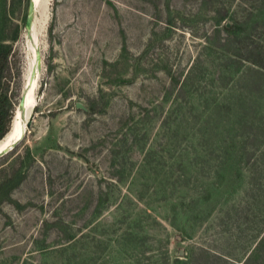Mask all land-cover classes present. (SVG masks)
I'll return each mask as SVG.
<instances>
[{
  "label": "rangeland",
  "instance_id": "1",
  "mask_svg": "<svg viewBox=\"0 0 264 264\" xmlns=\"http://www.w3.org/2000/svg\"><path fill=\"white\" fill-rule=\"evenodd\" d=\"M42 2L31 38L29 0H0L16 109L43 64L0 158L25 173L0 264H264V0ZM237 111L261 116L252 153L222 163Z\"/></svg>",
  "mask_w": 264,
  "mask_h": 264
},
{
  "label": "trees",
  "instance_id": "2",
  "mask_svg": "<svg viewBox=\"0 0 264 264\" xmlns=\"http://www.w3.org/2000/svg\"><path fill=\"white\" fill-rule=\"evenodd\" d=\"M236 25L228 26L224 25L227 31H233ZM18 37V29H16L15 34L11 38L0 35V141L7 135L11 129L13 118L16 113V107L12 106L11 99L8 95V90L6 89L5 83V72L10 63V56L12 53V45L6 40H15ZM258 70H262L264 66L258 64ZM257 71V69H256ZM263 71V70H262ZM255 85L260 87L261 80L255 81ZM218 117H222L224 114L222 111H217ZM260 114L251 112L237 111L234 114L232 121V128L227 129L226 134L222 132L220 153L224 159L221 160L225 163L228 159L234 157L238 158V161H242L243 158H249L251 150L248 149L247 140L249 137H255L256 132L252 131L253 126L256 124V119H260ZM225 121V120H223ZM260 125V121L259 124ZM253 138V141L255 140ZM239 139V140H238ZM251 141V143L253 142ZM255 142H253V145ZM25 173L21 171H15L12 175L4 173L0 180V212L3 210V204L5 202H15L17 207H21V204L14 201L11 197L12 191L17 188L24 180Z\"/></svg>",
  "mask_w": 264,
  "mask_h": 264
},
{
  "label": "bare ground",
  "instance_id": "3",
  "mask_svg": "<svg viewBox=\"0 0 264 264\" xmlns=\"http://www.w3.org/2000/svg\"><path fill=\"white\" fill-rule=\"evenodd\" d=\"M35 1H36V4H37L36 8H35L36 12H42L43 11V7H44V4H43L44 2H42V0H35ZM35 19L37 20L36 17H35ZM32 29L33 30L36 29L35 22L33 23ZM37 72H38V70H37ZM37 72H36V75L33 78V80L29 81V83L27 84V87H29L30 84H32V88H34V89H35V87H37V77H38ZM37 104H38V97L36 96V91H34V93H32L30 91L29 96H28V100H27V106H26L25 112L22 114V116L16 115V113H15V116H14L10 131L0 141V150H2L5 147H7L13 141L19 139V137L21 135H23L22 139H24V137L26 136L27 131H28L27 119L32 114V112L34 111V109L37 106Z\"/></svg>",
  "mask_w": 264,
  "mask_h": 264
},
{
  "label": "water",
  "instance_id": "4",
  "mask_svg": "<svg viewBox=\"0 0 264 264\" xmlns=\"http://www.w3.org/2000/svg\"><path fill=\"white\" fill-rule=\"evenodd\" d=\"M36 5L37 4H36L35 0H29L28 11H27L26 21H25V27H26V30L28 31V33H30V37L31 38H33V36H31V31H32V26H33V20L35 18ZM37 60H38L37 84L39 86V80H40V77H41V74H42L43 64H42L41 55H40L38 50H37ZM35 90H36V87H35V89L32 88V84H30L29 87L23 89V91L21 93V96H20V100H19L17 109H16V115L22 116V114L26 110L29 93H30V91L32 93H34ZM36 92H37V90H36ZM77 107L78 108H82V109L87 110V111L89 110V108L86 105H84L83 103H80V102L77 103ZM30 116L27 119V127H30L31 123H32V120L30 119ZM22 138H23V135H21L19 137V139H17L15 141H13L12 143H10L4 149L0 150V158H2L6 154H8L12 150H14L16 145L22 140ZM180 255H183V251L182 250L180 251Z\"/></svg>",
  "mask_w": 264,
  "mask_h": 264
}]
</instances>
